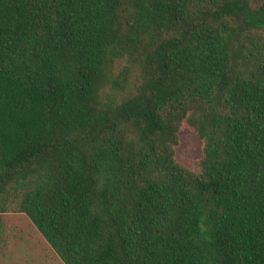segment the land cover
Masks as SVG:
<instances>
[{
  "label": "trees",
  "instance_id": "obj_1",
  "mask_svg": "<svg viewBox=\"0 0 264 264\" xmlns=\"http://www.w3.org/2000/svg\"><path fill=\"white\" fill-rule=\"evenodd\" d=\"M7 212L64 264H264V0H0V254Z\"/></svg>",
  "mask_w": 264,
  "mask_h": 264
},
{
  "label": "rangeland",
  "instance_id": "obj_2",
  "mask_svg": "<svg viewBox=\"0 0 264 264\" xmlns=\"http://www.w3.org/2000/svg\"><path fill=\"white\" fill-rule=\"evenodd\" d=\"M203 156V142L185 123L178 131L174 159L189 170ZM4 243L0 264H64L23 213L1 214Z\"/></svg>",
  "mask_w": 264,
  "mask_h": 264
}]
</instances>
